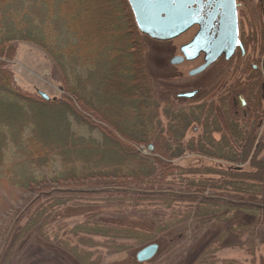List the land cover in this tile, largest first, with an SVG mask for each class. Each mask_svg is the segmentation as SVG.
<instances>
[{
    "label": "rangeland",
    "instance_id": "374dc122",
    "mask_svg": "<svg viewBox=\"0 0 264 264\" xmlns=\"http://www.w3.org/2000/svg\"><path fill=\"white\" fill-rule=\"evenodd\" d=\"M117 1L106 0L107 7L114 8ZM238 1L247 4L246 13L258 15L256 0ZM131 16L130 26L136 30L132 36L121 28L114 33L103 32V37L120 41L118 44L122 40L127 43L112 52L116 59L122 54L129 56L133 72L129 76L143 81L151 93L150 127L144 130L140 144H127L137 156L153 159L155 168L166 167L167 172L159 170L155 175L164 185L137 190L119 184L121 179L17 185L7 182L11 175L0 177V264H264V114L253 126L250 118L254 101L243 109L238 105L236 94L244 91L243 78L238 74L240 64L235 69L234 62L220 61L204 74L190 78L187 74L195 62L173 66L169 60L179 55V47L191 34L156 42L139 33L132 13ZM247 16L250 22L257 23V19ZM87 19L97 21L93 12ZM120 61L126 65V58ZM0 63L12 75L14 87L25 95L43 100L38 95L42 93L48 98L45 102H63L69 97L54 61L40 47L28 42L12 43ZM198 88L202 91L196 99L181 98ZM202 96H206L204 112L198 106ZM72 104L75 105L74 100ZM261 109L264 110V102L257 103V111ZM84 121L88 127L71 121L76 137L99 141L101 131L122 141L107 122L91 116ZM244 147L250 150L246 156L242 154ZM179 150L181 155L171 158ZM5 154L3 165L16 164L13 148ZM217 155L236 156L237 161L219 160ZM55 164L58 166L59 160ZM235 177L244 179L246 192L242 197L224 189V185L235 183ZM197 184L220 186L221 191L207 187L195 193L190 185ZM113 190L200 198L195 203L166 200L161 195L138 199L137 195ZM251 196L256 199L247 202ZM211 199L227 207L200 204L213 202ZM236 205L246 208L239 210ZM249 206L254 208L248 209ZM194 213L204 216L194 218ZM81 227H106L117 234L107 239L87 235L83 239L90 243L82 244L77 242L83 236ZM150 244L158 246L154 258L146 263L136 262V254ZM75 247L80 260L71 254Z\"/></svg>",
    "mask_w": 264,
    "mask_h": 264
},
{
    "label": "trees",
    "instance_id": "16d2710c",
    "mask_svg": "<svg viewBox=\"0 0 264 264\" xmlns=\"http://www.w3.org/2000/svg\"><path fill=\"white\" fill-rule=\"evenodd\" d=\"M114 5V8L107 7L106 0H0V58L5 55V49L15 42H28L40 47L54 61L69 96L63 102H45L25 95L14 87L12 75L0 63V177L13 176L7 182L17 185L39 182L40 186H44L91 179H121L119 184L137 187V190L164 185L158 182L155 175L161 170L167 172L166 167L155 168L153 159L144 160L137 156L127 144H140L143 134H146L144 130L150 127L151 93L143 81L140 83L129 76L133 73L127 59L129 56L122 54L123 57L116 59L112 52L127 43L122 40V44H118L120 41L103 37V32L114 33L121 28L130 36L133 30L136 31L130 26L132 16L125 0H119ZM92 12L96 22L87 19ZM92 51L96 54H91ZM123 58L127 60L125 66L120 61ZM73 100L76 106L72 104ZM87 116L107 122L122 141L101 131L98 132L99 141L76 137L71 131V121L88 127L84 121ZM12 148L16 151L17 162L13 166H5L2 159ZM178 149L181 150V147ZM180 150L171 158L180 156ZM243 151L246 156L249 147H244ZM215 157L223 161H237L236 156ZM57 160L58 166L55 164ZM232 179L235 183L224 185V189L242 197L246 192L242 185L244 179ZM190 186L195 193L207 187L221 191L220 186ZM137 196L138 199L144 198L141 197L144 195ZM162 196L166 200L180 202L193 200L195 203L199 200ZM254 197L251 196L247 202L254 201ZM200 204L227 207L215 200ZM235 208L246 207L236 205ZM198 216L204 215H193L194 218ZM104 228L81 227L80 234L83 236L77 242L90 243V240L83 239L87 235L107 239L117 234ZM127 235L128 232L125 233ZM71 254L81 259L76 247Z\"/></svg>",
    "mask_w": 264,
    "mask_h": 264
},
{
    "label": "flooded vegetation",
    "instance_id": "af4514ba",
    "mask_svg": "<svg viewBox=\"0 0 264 264\" xmlns=\"http://www.w3.org/2000/svg\"><path fill=\"white\" fill-rule=\"evenodd\" d=\"M219 3V0H195L194 4L192 6L187 7V12L191 13V19H195L198 21L197 24L191 26L188 28L185 32H183L181 35L178 37L167 40V41H156V42H169L175 39H178L181 36H187L189 34L190 37L187 42L182 44L178 51L179 55L174 56L169 60V64H171V61L175 57H182L183 61L180 62L177 65H182L184 63H196V66L188 72V77L194 78L198 77L202 74H204L206 71L210 70L212 67H214L218 62L223 61L224 63L228 62H234L235 69H237L238 65L237 63L240 64L239 68V78L242 77V87H243V92L237 93L236 97L238 100V105L239 107L246 108L248 104L251 101H254L255 108L254 112H252V118H250V121L252 122V125L256 123V125L259 123L258 120L262 118L264 114V110L261 109V112L257 111V103L264 102V0H256L257 4V16L253 17L251 12L248 9L247 12V4L244 3L242 4L238 0H234V10H235V16H236V27H237V40L239 42V47L235 46L233 50L230 49V43L227 38H224L223 40V48L222 51L220 52V56L212 62L210 65H208L204 70L201 72L195 74V75H190V73L200 67H202L205 64V56L206 52L211 51V45L218 43L220 41V37H222V30H224V27L226 26L223 25V9L218 5L216 7V3ZM243 8V9H242ZM249 8V7H248ZM230 11V10H229ZM246 11V12H245ZM215 13L214 15H212ZM247 14L249 16L257 19V23L253 21L254 23L250 22V19L248 18ZM211 15L213 17V21L211 24L208 26L206 24V21L211 19ZM253 20V19H252ZM208 31L204 37V43L202 48L200 49V52L197 53V56L194 60L192 61H187L185 60L184 56L180 52L181 48H184L191 44V42L195 39L197 35H200L201 33H205ZM221 34V36H220ZM204 35V34H203ZM152 40V39H151ZM231 50V53L229 54V57L226 59V54L229 53ZM176 66V65H173ZM235 73V70H234ZM235 89V88H233ZM202 89L198 88L195 90H192L189 93H194L190 98H183L187 101H191L196 99V97L200 96ZM186 93V94H189ZM235 97V98H236ZM210 102V101H207ZM200 103L198 106L201 108V112L205 111V105L206 104V96H202L199 98ZM210 104V103H208ZM235 105V101H234ZM214 109V105L211 104V107ZM198 108V110H199ZM206 109H208L206 107ZM252 111V109H251ZM218 113V112H217ZM259 120V121H260ZM264 141V139H263Z\"/></svg>",
    "mask_w": 264,
    "mask_h": 264
},
{
    "label": "water",
    "instance_id": "95a60500",
    "mask_svg": "<svg viewBox=\"0 0 264 264\" xmlns=\"http://www.w3.org/2000/svg\"><path fill=\"white\" fill-rule=\"evenodd\" d=\"M195 0H126L127 5L133 15L134 23L140 34L149 37L156 41H167L174 39L185 32L188 28L198 23L197 20L191 19L192 14L187 12V7L192 6ZM218 1V0H217ZM220 4V5H219ZM223 9V25L226 24L222 30V37L218 43L211 45V51L206 52L204 58L205 64L192 71L190 75H195L204 70L208 65L214 62L219 56L223 48V40L227 38L230 43V49L233 50L235 46H240L237 40L236 16L234 10V0H219L216 3ZM230 10V11H229ZM213 13L212 15H214ZM206 21L208 26L213 21V17ZM208 31L197 35L195 39L188 46L181 48L180 52L185 60L192 61L196 58L197 53L204 43V37ZM220 34V36H221ZM205 44V43H204ZM231 50L226 54V59L229 57ZM182 57H175L171 64L177 65L182 62ZM194 93L184 94L181 98H190ZM40 98L48 101L46 95L38 93ZM149 149H151L149 147ZM111 191V190H105ZM119 191V190H113ZM119 192L132 193L137 195H169L177 198H200L197 195H178L173 193H146L139 191L120 190ZM214 200V199H211ZM219 200V199H218ZM263 200H264V185H263ZM264 204V201H263ZM264 210V207H263ZM158 246L150 244L142 248L135 256L136 262L146 263L154 258L157 254Z\"/></svg>",
    "mask_w": 264,
    "mask_h": 264
}]
</instances>
